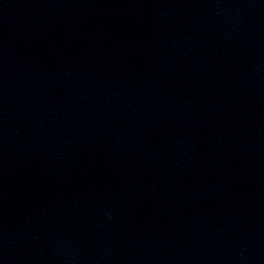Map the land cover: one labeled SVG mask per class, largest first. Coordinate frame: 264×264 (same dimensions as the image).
<instances>
[{
    "label": "water",
    "instance_id": "water-1",
    "mask_svg": "<svg viewBox=\"0 0 264 264\" xmlns=\"http://www.w3.org/2000/svg\"><path fill=\"white\" fill-rule=\"evenodd\" d=\"M0 264H264V0H0Z\"/></svg>",
    "mask_w": 264,
    "mask_h": 264
}]
</instances>
